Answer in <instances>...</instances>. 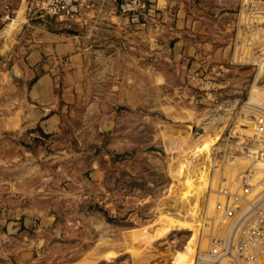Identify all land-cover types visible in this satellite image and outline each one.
Listing matches in <instances>:
<instances>
[{
  "label": "rangeland",
  "instance_id": "374dc122",
  "mask_svg": "<svg viewBox=\"0 0 264 264\" xmlns=\"http://www.w3.org/2000/svg\"><path fill=\"white\" fill-rule=\"evenodd\" d=\"M5 1L0 264H180L182 250L192 261L217 224L216 189L232 184L254 153L223 147L229 128L252 125L236 109L256 89L253 75H264V66L255 73L229 60L237 0H145V9L123 15L120 0L95 3L96 36L84 25L78 48L58 54L46 45L35 69L51 75L58 95L49 133L24 129L38 107L25 110L16 98L30 82L13 66L41 35L72 29L31 0ZM17 206L15 217L9 208Z\"/></svg>",
  "mask_w": 264,
  "mask_h": 264
},
{
  "label": "built area",
  "instance_id": "2783aa9c",
  "mask_svg": "<svg viewBox=\"0 0 264 264\" xmlns=\"http://www.w3.org/2000/svg\"><path fill=\"white\" fill-rule=\"evenodd\" d=\"M3 17L8 18V4L1 0ZM31 6L40 14L64 20L70 27L79 16L86 0H31ZM145 0H120L116 10L119 15L142 11ZM229 60L234 64H250L255 73L264 66V0H237L233 12L231 36L229 41ZM254 73V74H255ZM256 85L241 101L236 113L250 119L252 125L248 132H238V128H229L224 148H251L254 150L251 163L243 167L235 181L218 186L212 211L217 225L208 233L205 247H198L193 254L192 264H264V174L257 177L253 162L264 159V75L252 77L250 84ZM241 126H247L241 124ZM0 191V214L2 201ZM212 214L208 218H214ZM201 227L210 225L207 219Z\"/></svg>",
  "mask_w": 264,
  "mask_h": 264
},
{
  "label": "crops",
  "instance_id": "0c3cea01",
  "mask_svg": "<svg viewBox=\"0 0 264 264\" xmlns=\"http://www.w3.org/2000/svg\"><path fill=\"white\" fill-rule=\"evenodd\" d=\"M86 1L88 6L82 8L79 16L76 17L70 26L72 29V32H70L71 34L69 32H50L48 34H44L43 36L41 35L34 41V43L29 45V52L25 56L27 61L20 59L16 62V66H13V72L14 74L20 76L22 84L25 82H30L29 86L24 88V92H21L23 94H19L18 96L16 95V98L22 102L25 110H30V107L28 106L30 104H37L38 107L35 110L31 109L34 112V117L31 124L26 125L28 122H22L24 129L32 128L37 124L43 133H49L55 130L57 127L59 115L55 110L58 104V95H54L52 92V87L54 84L53 79L48 72L43 71L35 74V69L44 66V62L41 60V53L45 52L46 45H50L52 49L58 54L78 48L79 45L76 44L78 36H80L78 29L84 25L89 27L88 31L90 32L91 30H95L93 34L96 36L98 33L96 30V25L100 21V13L98 12L99 9H97V7L95 9V3L100 5V3L106 0ZM109 12L110 11H107L105 15L108 16ZM124 18L127 19V16L123 17V19ZM130 19L133 20L134 18ZM104 30L110 29L104 28ZM11 202L10 204L14 203V201ZM9 210L14 211L13 216L15 215V212H18V210H22L23 212V209L18 206L14 207L13 209L9 208ZM9 222L16 223L15 220H9L8 223ZM43 224L44 223L42 222L41 215L39 216V222L35 225V228L39 231H42V227H44Z\"/></svg>",
  "mask_w": 264,
  "mask_h": 264
},
{
  "label": "bare ground",
  "instance_id": "6f19581e",
  "mask_svg": "<svg viewBox=\"0 0 264 264\" xmlns=\"http://www.w3.org/2000/svg\"><path fill=\"white\" fill-rule=\"evenodd\" d=\"M13 20V18L10 20V21H12ZM253 152H254V150H253ZM255 173H256V176L257 177H259V176H261V175H263L264 174V159H262V158H260V163H259V167L255 170ZM214 186V185H213ZM212 187V186H211ZM217 190V189H216ZM211 193V192H210ZM214 193V192H213ZM210 199V198H209ZM208 205H210V204H208ZM211 206V205H210ZM209 210V209H208ZM210 213V212H209ZM217 224H215L214 225V227L216 226ZM207 227V226H206ZM205 227V228H206ZM186 251V250H185ZM182 252H183V250H182ZM180 253L179 254V256H178V260H179V263L180 264H192V261H191V259H190V257H189V255H188V253H186V254H183V253ZM187 252V251H186Z\"/></svg>",
  "mask_w": 264,
  "mask_h": 264
}]
</instances>
